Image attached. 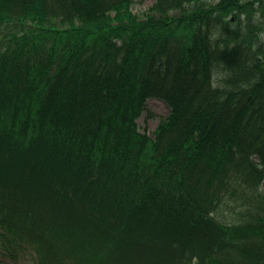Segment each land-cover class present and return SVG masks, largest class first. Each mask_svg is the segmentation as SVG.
<instances>
[{
	"label": "trees",
	"instance_id": "1",
	"mask_svg": "<svg viewBox=\"0 0 264 264\" xmlns=\"http://www.w3.org/2000/svg\"><path fill=\"white\" fill-rule=\"evenodd\" d=\"M136 1L0 0V254L264 264V0Z\"/></svg>",
	"mask_w": 264,
	"mask_h": 264
},
{
	"label": "rangeland",
	"instance_id": "2",
	"mask_svg": "<svg viewBox=\"0 0 264 264\" xmlns=\"http://www.w3.org/2000/svg\"><path fill=\"white\" fill-rule=\"evenodd\" d=\"M210 1H217V0H210ZM155 0H142L136 1L134 5V11L136 13H142L147 11L153 4ZM148 110L153 114L151 117H148L147 112H145L140 119L138 120V125L141 132H146L149 135L153 136V133L161 120L166 118L169 114V107L161 100L158 99H150L147 102ZM264 185V182H263ZM242 200L234 204L233 211L232 209H228L227 205H224L226 208V212L219 213V217L222 218L223 222L226 224H230L233 221L234 215L238 213V206L241 205ZM0 264H34L33 260L29 256H25L23 258L17 259L16 262L12 261L11 259H7L6 257H2L0 255Z\"/></svg>",
	"mask_w": 264,
	"mask_h": 264
}]
</instances>
